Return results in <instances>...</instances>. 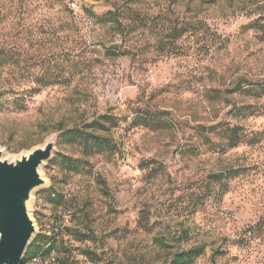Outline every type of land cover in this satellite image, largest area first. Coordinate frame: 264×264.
Returning a JSON list of instances; mask_svg holds the SVG:
<instances>
[{
  "label": "rangeland",
  "instance_id": "374dc122",
  "mask_svg": "<svg viewBox=\"0 0 264 264\" xmlns=\"http://www.w3.org/2000/svg\"><path fill=\"white\" fill-rule=\"evenodd\" d=\"M262 86L264 0H0L4 158L52 141L86 162L42 167L34 239L65 242L28 264H171L198 247L191 264H264ZM76 128L112 151L84 155Z\"/></svg>",
  "mask_w": 264,
  "mask_h": 264
},
{
  "label": "water",
  "instance_id": "95a60500",
  "mask_svg": "<svg viewBox=\"0 0 264 264\" xmlns=\"http://www.w3.org/2000/svg\"><path fill=\"white\" fill-rule=\"evenodd\" d=\"M54 151V142L48 141L10 161L0 150V264L21 261L34 240L30 203L35 190L46 185L41 169Z\"/></svg>",
  "mask_w": 264,
  "mask_h": 264
},
{
  "label": "trees",
  "instance_id": "16d2710c",
  "mask_svg": "<svg viewBox=\"0 0 264 264\" xmlns=\"http://www.w3.org/2000/svg\"><path fill=\"white\" fill-rule=\"evenodd\" d=\"M5 90L0 89V97L5 94ZM261 93L264 95V86L261 87ZM104 119V118H103ZM110 128L116 126L114 120H109ZM104 125H99L98 130H107ZM65 137L68 138L72 143L76 144L77 146L81 147L84 151V155H92L96 152L101 151H112V145L109 143L108 140H104L102 138L96 137L95 133L87 132L84 129H72L65 133ZM241 143V134L239 133V128H233L230 132L229 136V145L231 148L237 147ZM86 164L85 161L81 159H73L70 156L58 154L49 162V165H60L66 170L70 172H77L79 171L84 165ZM48 194L53 199L51 200L53 203L60 204L63 200L61 194H59L53 187L49 189ZM76 237L79 241H85L89 239V235L83 232H77ZM59 239L57 236L56 231L53 232L52 236L46 235H38L31 245L29 246L28 250L26 251L23 259L16 263L11 264H28L35 259H42L46 260L50 258L54 253L63 254L61 252V244H64L65 240L62 237ZM204 249L202 247L192 248L189 250L181 251L177 253L172 260L171 264H191L195 259L200 257L203 254ZM85 255H87L90 259L95 261L94 253L90 251H85ZM69 254V250L64 251V257Z\"/></svg>",
  "mask_w": 264,
  "mask_h": 264
}]
</instances>
